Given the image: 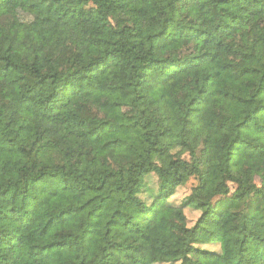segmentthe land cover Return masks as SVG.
<instances>
[{"label": "clouds", "instance_id": "clouds-1", "mask_svg": "<svg viewBox=\"0 0 264 264\" xmlns=\"http://www.w3.org/2000/svg\"><path fill=\"white\" fill-rule=\"evenodd\" d=\"M205 3L207 7L200 10L199 14L194 12L186 20L176 13L175 18L180 27L200 28L206 33H212L215 42L211 44L179 39L165 48L157 47L160 40L150 37L164 31L165 21L173 17L170 0H126L125 7L111 12L107 7L101 8L97 0L80 4L78 8L70 0H60L49 11L52 0H48L43 7L30 13L32 18H38L42 22L38 27L17 30L8 26L3 29L0 33V55L21 65L23 70L0 76V87L6 90L0 94L3 96L0 99V164L6 166V171L18 173L23 178V183L39 177L37 190L32 195L46 203L39 209L38 215L43 216L54 209L61 211L85 205L90 194L78 196L79 190L85 185H100L105 177L108 178L105 194L112 193L117 200H122L129 196V192H115L120 184L129 189L147 187L150 191L143 195L137 193L136 197L151 206L160 187L158 183L153 185L152 179L162 180L160 169L173 170L171 160L177 157L172 155L171 159L165 157L162 161L154 157L158 167L153 168L148 176H134L132 168L134 164L148 159L146 150L156 142V133L165 126L174 129V140L186 139L189 142L190 147L185 150L184 155L192 154L187 164L191 171L189 182L195 178V182H192L193 188L199 186L200 169L196 164V157L204 147L203 142L206 139L210 141V153L215 157L218 169L225 166L230 148L234 152H242L249 145L264 146V134L257 130L264 128V115L256 116L251 121V128L239 127L259 105L264 104V93L256 95L253 100L256 87L262 83L259 77L264 76V0H240L238 5L222 4L218 0H205ZM90 7L96 8L95 20L98 23L87 22V11ZM18 11V6L3 10L5 15H15ZM117 16L125 19V25L121 27H127L121 35L113 36L105 25L108 18ZM241 18L250 22L246 26L238 27L234 34L225 37L216 32L218 25L232 24L235 27ZM141 28L143 34L135 37L136 30ZM174 31L175 28L168 29V33ZM244 36L248 38V47L244 46ZM13 37H16V51L10 53L8 47L13 43ZM220 41H223V48L216 46ZM253 44L255 49L252 48ZM186 50L191 52L193 58L204 53L215 54L216 63L209 61L196 65L193 61L194 66L174 64L173 60L177 55H183ZM253 50L256 55L249 62L238 60L237 52ZM109 52H116V57L105 64ZM8 62L0 61V67ZM225 62L236 65V72L243 66L259 70L258 76L253 78L255 83L238 92V96L253 102H232L225 106L227 111L225 107H221L224 101L220 96H212L211 103L206 107L193 104L192 101L200 96L202 89H207L205 95H210L221 87L208 77ZM142 73L145 78L139 79ZM44 77L48 79L41 84ZM243 84L242 80V88ZM126 85H130L125 89L127 95L111 91L112 88ZM32 86H39L40 94L22 103V95ZM137 96H144L147 103L140 102L133 107ZM57 101L66 106L52 109L51 105ZM114 102H118L120 107L115 110L105 107ZM142 111L146 115L141 116ZM46 115L58 116V119H45ZM132 115L135 118L129 119ZM164 117L170 119L164 120ZM149 118L155 122L150 127H144ZM222 118L228 121L229 126L217 131V121ZM185 121L191 123L185 126ZM103 122L126 125L131 131L126 134L107 135L99 142L96 134L82 135L92 133ZM21 124H31L33 130L21 131ZM45 130L47 132L44 136L48 140L53 138L49 133H54L62 141V147L57 153L46 155L47 148L42 147L45 140L40 136ZM115 140L121 141L125 150H103L105 143ZM129 147L131 151L126 150ZM38 151L40 160L34 167V157ZM238 158V155L233 156L234 161ZM9 162L11 166L7 167ZM252 165L260 167L264 165V160L244 158L238 167L233 168L232 174L236 177L233 191H243L239 182L245 179V169ZM251 183L252 181H248L245 186ZM43 187L54 188L56 195L50 196L48 192L40 190ZM253 193L254 190L240 201L238 207L231 209L218 230L221 237L215 243H205L202 246V251L217 254L215 264H264V258H260L255 251L257 245L264 242V216L258 223H246L244 219L248 198ZM195 195L199 196L200 193ZM175 196V192L167 196L170 203ZM19 206L23 207L22 200ZM95 206L92 205L93 208ZM89 211L91 208H83L80 212L79 220L76 221L78 227L68 239L75 244L71 250L59 249L61 254L47 260L31 256L34 251L31 242L39 237L34 234L47 222L46 219H39L31 230L22 233L29 238L15 251L0 248V264H12L17 257L20 258V264H81V261L83 264H131L123 256L117 259L108 257L106 260L107 253L104 250L110 243H118L127 248L129 245L145 243L151 246L157 240L167 246L183 249L186 245L176 244V234H181L179 230L182 227H194L181 218L185 209L176 206L163 209L150 226L139 225L142 230L148 231L151 241H145L130 233L118 235L124 232L123 223L111 234L105 235L107 229L101 225L98 235L85 236ZM112 211H115V207ZM205 211L204 208L198 210L197 220ZM135 212V208L130 209L125 219ZM110 215L109 213L106 219ZM55 232H59L61 236L66 235L62 230L53 228L52 233ZM52 233L47 239L58 238ZM189 257L193 264H209L203 256L189 254Z\"/></svg>", "mask_w": 264, "mask_h": 264}, {"label": "trees", "instance_id": "trees-1", "mask_svg": "<svg viewBox=\"0 0 264 264\" xmlns=\"http://www.w3.org/2000/svg\"><path fill=\"white\" fill-rule=\"evenodd\" d=\"M58 2H60V0H52V4H49V11H51L53 4ZM89 2L90 0H70V3L77 8L80 4ZM97 2L100 3L101 8L107 7L109 12L126 6V0H97ZM127 2H136V0H127ZM218 2L228 5H238L240 0H218ZM45 3H48V0H0V33L8 26L17 30H29L38 27L42 22H40L38 18H32L30 13L43 7ZM17 6L19 11L15 15L4 14L3 10L5 8H16ZM170 7L174 15L165 21L164 31L155 37H150V39L160 40V44L157 46L158 48H165L169 44L177 42L179 39L203 41L205 44L215 42V37L212 33H206L200 28L180 27L175 18L176 13L180 14L182 19L186 20L192 16L194 12L199 14L200 10L207 7L205 0H170ZM25 9H27V11H25ZM96 11L95 7H90L88 9V23H98V21L95 20ZM233 20L235 22L236 18L234 17ZM249 22L250 21L246 18H241L235 27L232 24L218 25L216 32L226 37L234 34L238 27L243 25L246 26ZM190 23L189 21V24ZM192 23L194 24L195 21ZM122 25H125V19L117 16L108 18L105 26L110 29L111 35L116 36L121 35L126 30L127 26L122 28ZM169 28H175L176 31L168 33ZM142 34L143 29H138L135 32V37H139ZM15 39L16 37H13V43L8 47V52L10 53L16 51V49H14ZM247 39V36L242 37L245 47H248ZM100 42L101 41H96V43ZM142 44L143 42H141L140 46H142ZM216 46L218 48H223V41L217 43ZM133 47L136 46L134 45ZM252 48L255 49V44L252 45ZM236 55H238V60L247 63L256 55V52L254 50L244 53L237 52ZM107 56L108 60L105 61V64L116 57V52H109ZM3 60H8L9 62L0 67V76L6 74L10 75L13 72L23 70L21 65L15 64L9 60L7 56L0 55V61ZM193 61L196 65L209 61L216 63V56L215 54L211 55L204 53L200 57L193 58L191 57V52L186 50L183 55L178 54L176 59L173 60V63L194 66L192 63ZM235 67L236 65L231 62L222 63L221 67L208 77L209 80H212L215 84H220L221 87L217 88L215 92L210 95H205L207 89H202L200 96L194 99L192 103L206 107L211 103L212 96H220L224 101L221 107L230 105L232 102L251 104L256 95L264 93V76H261L259 79L262 83L256 87L253 100H245L243 97L238 96V92L251 87L255 83V79L253 78L258 76L259 70L243 66L236 72ZM138 78L144 79L145 76L142 73ZM245 78L248 79L245 80ZM47 79L48 77H44L41 80V84H44ZM242 80L244 81L243 88L241 87ZM11 83L15 84V81ZM128 87H130V85L121 88H112L111 91L127 95L125 89ZM17 91H20V89H17ZM4 92H6V90L0 87V94ZM40 92L41 88L39 86L29 87L28 92L22 95L21 102L26 103L34 99ZM54 95L58 94L54 93ZM2 98L3 96L0 95V99ZM140 102L147 103V100L144 96H137L136 100L133 101V107ZM65 106L66 105L62 102L57 101L51 105V108L62 109ZM105 107H108L110 110H115L120 107V104L114 102L110 105H105ZM225 110L227 111L226 107ZM37 115H39V113H37ZM144 115H146V112L142 111L141 116ZM260 115H264V104L259 105L255 112L251 114L244 123L239 125V127L251 128V121L256 116ZM134 118V115L129 116V119ZM201 118L203 119L204 117L202 116ZM45 119L56 120L58 116L46 115ZM168 119H170V117H164V120ZM154 122L152 118H149L143 126L150 127ZM80 123L82 124L83 121ZM189 123H191V121H185V126ZM228 126V121L223 118L218 120L216 124L217 131L223 130ZM20 130L30 132L33 130V125L21 124ZM257 130L261 134H264V128H258ZM130 131L131 129L126 125H115L103 122L98 128L93 129L92 133L82 135L89 136L96 134L97 142H99L107 135L113 133L126 134ZM46 132L47 130H45V133L40 134L41 138L45 140V144L42 147L47 148L46 155L57 153L62 147V141L57 139L54 133H49L53 138L48 140V138L44 136ZM174 132V129L170 126L161 128L156 133V142L146 150L148 159L142 160L139 164H134L132 168V174L134 176H148L153 168L158 167L156 159H153L154 157L160 158L161 161L165 157L171 159L172 155L177 157V159L171 160V168L173 170L160 169L162 180L150 178L152 179L153 185L157 183L160 185L159 193L156 195V199L153 200L151 206H147L145 201L137 199L136 197L137 193L143 195L145 192L150 191L147 187H133L129 189L126 185L120 184L114 190L115 192H129V196L122 200H117L112 193L105 194L108 179L105 177L100 185H85L79 190L78 196L90 194V198L86 201L85 205H79L78 208L63 209L61 211H56L54 209L40 216L38 215V211L43 207L46 201L32 195V193L37 190V180L39 177L23 183V178L18 173L13 174L6 171V166L0 164V248H8L10 251H15L29 238L22 233L31 230L39 219H46L47 222L44 226L38 229L34 234H38L39 237L31 242L34 248L31 256L38 257L40 260H47L61 254L59 249L68 248L71 250L75 244L74 242H69L68 239L70 235L73 234L74 229L78 227L76 221L79 220L80 212L83 211V208H91V211L88 212V227L84 229L85 236L95 237L98 235L101 225L107 229L105 235L111 234L114 230L119 229L123 223L124 232L118 235L130 233L140 236L145 241H151V235L148 234L147 230H142L139 225L147 224L150 226L155 222L163 209L179 206L181 209H185V213L181 218L186 223L194 225L191 229L182 227L179 230L181 234H176V244L186 245L183 249L167 246L159 240L151 246L145 243L138 246L129 245L127 248L118 243H110L108 248L104 250L107 253L105 259L108 260V257L117 259L119 256H123L125 260H130L131 264H154V261L156 264H193V260L189 257V254H193L203 256L209 261V264H215L217 254L202 251V246L205 243H215L216 240L221 237V233L218 230L224 223L225 218L233 207L239 206L240 201L247 197L249 192L254 190L253 195L248 198L246 204V211L244 214L246 223H258L262 216H264V165L260 167L252 165L245 169V179L239 182L240 188L243 189V191H240V189L233 191V188H235L233 181L236 180V177L232 174L233 168L238 167L244 158L249 160H264V146L249 145V147L242 152H234L233 149L230 148L227 159L225 160V166L218 169V166L215 164V157L210 153V141L206 139L203 142L204 147L200 149L196 157V164L200 169L199 186L196 188L191 187L187 194V198L179 201L177 196L180 191L188 187L189 177H191V171L189 170L187 161L192 154L189 153L187 156L184 155L185 150L190 147L189 142L186 139H181L179 142L173 140ZM162 140L165 142L160 143ZM103 150L115 152L125 149L121 141L115 140L105 143ZM126 150L131 151L132 149L129 147ZM234 155L239 156L235 161L233 160ZM39 160L40 152L38 151L36 157H34V167L39 163ZM51 162H54V160ZM10 166L11 162L8 163L7 167ZM193 180H195V178H193ZM248 181H252V183L245 186ZM136 183H139V181H136ZM65 184H67V181H65ZM40 190L48 192L50 196L56 195V190L51 187H43ZM172 192H175L176 196L170 203L167 196ZM195 193H200V195L197 196ZM101 197L103 198L101 199ZM150 198L151 197H149V199ZM21 200L23 202V207L19 206ZM93 204L96 205L94 208L92 207ZM113 207H115V211H112ZM133 208L136 209L135 214L125 219L129 210ZM201 208L206 209L204 215L199 217V220L196 219L192 222L188 216V212L192 211L198 214V210ZM109 213L111 214L110 218L106 219ZM5 225L8 227H5ZM202 225H207V227H202ZM53 228L62 230L66 235L61 236L59 232L52 233ZM209 229H214L216 231H209ZM50 233L58 238L55 240L47 239ZM186 237L187 240L185 239ZM245 242H247V237ZM101 243L103 244L104 242L102 241ZM156 245H159V247ZM196 245H201V247H196ZM255 251L260 258H264V242L257 245ZM12 264H20V258L17 257ZM81 264H83V261H81Z\"/></svg>", "mask_w": 264, "mask_h": 264}, {"label": "rangeland", "instance_id": "rangeland-1", "mask_svg": "<svg viewBox=\"0 0 264 264\" xmlns=\"http://www.w3.org/2000/svg\"><path fill=\"white\" fill-rule=\"evenodd\" d=\"M174 137H175V132L173 134V138ZM180 140L181 139L175 140V141H178L179 142ZM192 182H195V180H193ZM192 182H189L188 187H186L185 189H183L182 191L179 192V194L177 196V198H178L179 201L183 200L185 198V196L189 193V190L192 187ZM188 216L190 217L191 221L194 222L197 219L198 214L196 212L189 211L188 212Z\"/></svg>", "mask_w": 264, "mask_h": 264}]
</instances>
